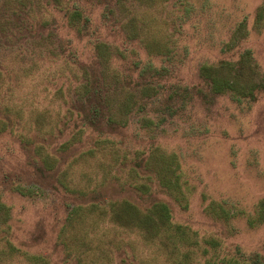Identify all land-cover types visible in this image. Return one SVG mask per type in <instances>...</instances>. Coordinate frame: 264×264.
<instances>
[{
  "label": "rangeland",
  "instance_id": "1",
  "mask_svg": "<svg viewBox=\"0 0 264 264\" xmlns=\"http://www.w3.org/2000/svg\"><path fill=\"white\" fill-rule=\"evenodd\" d=\"M117 2L0 0V126L26 124L19 137L0 134V197L10 208L7 232H2L0 217V236L7 241L1 238L0 250L8 253L0 255V264H181L188 251L191 263L212 261L215 255L221 261L245 255L247 264L255 255L264 257V223L259 222L264 206V89L255 91L256 99L241 102L233 98L234 91L212 95L200 72L223 61L240 62L241 75L232 71L240 78V92L264 85V0ZM68 8L81 10L90 19L89 28L70 21ZM98 42L105 43V59H112L107 80H112L110 74L119 77L115 103L132 97L130 115L141 113L113 131L75 126L73 119L64 126L72 87L83 83L90 69L104 71L108 64L95 51ZM74 51L76 64L69 58ZM139 60L168 71L161 80L148 79L160 90L146 98L145 109L140 86L131 82L137 74L129 69ZM62 82L64 93L56 95ZM171 88L179 93L170 101ZM168 106L172 109L165 111ZM17 109L23 110L24 120L13 117ZM35 109L37 114L26 118ZM44 113L48 121L37 134L35 125ZM104 128L110 141L87 154L95 143L92 137ZM74 132V145L63 147L55 158V149ZM36 143L42 145L40 156L32 151ZM75 144L85 149L80 151V145L74 151ZM40 158L52 160L55 170H71L69 185L75 192L66 193L55 170L37 167L34 160L41 165ZM167 158L168 180L178 177L182 184L174 196L157 189L151 174L139 173L146 169L160 179L158 163ZM132 167L139 171L136 177ZM33 184L39 189L30 195L15 189ZM149 186V194L137 192H147ZM90 201H106V213L76 215L70 245L76 232L86 239L74 241V249H63L58 235L67 207ZM155 201L167 203L171 221L186 229L179 250L173 244L171 252L165 250L159 236L149 240L138 225L115 218L123 202L145 210ZM25 253L32 257H22Z\"/></svg>",
  "mask_w": 264,
  "mask_h": 264
},
{
  "label": "trees",
  "instance_id": "2",
  "mask_svg": "<svg viewBox=\"0 0 264 264\" xmlns=\"http://www.w3.org/2000/svg\"><path fill=\"white\" fill-rule=\"evenodd\" d=\"M102 1H104V3H107L109 5H110V2H113V0H102ZM117 1L119 2L121 0H117ZM109 10L111 11V9ZM65 12H66L67 17H70V21H72L73 23L81 22L84 29H88L89 26L91 25L90 19L85 17L83 13L81 12V10L77 8H70V9L68 8V10H66ZM104 15L107 16V13ZM42 28H47V27L43 26ZM129 40L131 41L135 39H129ZM104 44L105 43L103 42H98L95 47V51L97 52V54L99 53L102 55L100 58V61L102 64L106 60L105 59L106 53L103 52V48L105 47ZM247 52L249 53L250 58H251V52L250 51H247ZM47 53L51 55L54 53V51L50 50L49 52L47 51ZM69 58L70 59L73 58L71 59L75 61L73 64L79 63V61L77 60V54L75 51L70 55ZM110 59L111 58H109L108 56V59L106 60V63L108 62L107 66L103 65L104 71L101 69L98 71L94 69H90V73H88L87 75L84 74L85 81L81 83L80 85H77L76 87H72L71 89L72 95L69 92L68 96L66 97L68 99L66 103L70 102L69 104L71 105H68L66 107L67 108L66 112L63 114L64 118L67 120L64 126L69 125L71 120L73 119L75 126L76 124L78 125L79 123H83L84 125L87 124V125L94 126L97 128L98 127L99 128H102V127L109 128L108 130L113 131V130L123 127L126 121L128 122L129 118L135 119L139 116V114L141 113L140 110H138L137 113L136 112L134 113L135 117L133 116V114L130 115L131 113L134 112V110H131L133 109L132 97L130 100L128 99L126 101L123 100V102L120 103L119 105L115 103V95H117V92L119 90V87H117L119 85V81H118L119 77L116 75L112 76L110 74V76L112 77V80L111 81L107 80L108 73L106 71L110 73L109 71L110 66H111L109 64ZM237 65L238 67L236 68ZM129 69L134 74H137L135 77V80H133V77H132L133 75L131 76L132 77L131 82L132 83L134 82L133 84H135L136 87L140 86L141 88L140 95L143 97L141 107L145 109L147 108V105H148V102H146V98L150 99L152 94L155 93L156 90H160L159 84H157L155 81L148 82V79L161 80L163 77H165V75H167L168 71L166 70V68L157 69V68H153L151 65L148 66V64L143 65V63L140 60L132 63ZM233 69L237 73H239V75H241L242 66L240 62H238L237 64H234L231 62L223 61L217 66L203 67L202 70L200 71L202 75L201 77L204 79L205 86L208 89V91L211 92L212 95H223L227 91H234L235 94H233V98L239 102H241L245 98H250L251 100L256 99L255 91L264 89V85L261 84V85L255 86L254 88H252L251 91H247L248 93L240 92L239 91L241 88L240 78L237 75H234L232 73ZM148 73H151L149 77L146 75ZM63 84L64 83L62 82L59 89L56 91V95H59V93H64L62 91ZM128 84H131V83L129 82ZM171 90L173 94L169 95L170 101L173 100L174 98L177 99V96L179 93V90L178 91L173 90V88H171ZM159 94H162V92L160 91ZM154 101L155 100L151 102H154ZM4 108H6V106H4ZM171 109L172 107L168 106L165 109V111L171 110ZM17 110H19L17 111V114H15L14 111L12 112L13 117L18 118L21 121L24 120L22 118V115L24 116L23 110L22 109H17ZM37 112H38V109L32 110L29 116H27L26 118H32L33 116L37 114ZM47 121H48V117L46 116V113H44L41 117V121L38 120L36 122L35 130L37 134L41 133V131L44 129L43 124ZM83 124L82 126L84 127ZM25 127H26V124H22V123L16 124L12 121L7 122V124H3L2 126H0V134L5 131H9L11 134H14L19 137V135L24 134V133H20V131L25 129ZM105 128L104 130L100 129L99 131L98 130L96 131L97 133L94 134V136L92 137V141H91V143L92 142H95V143L92 146V148L88 150L87 154L93 155V152L95 149L99 148V146L102 145L103 143L110 141L109 139H107L110 136L105 135L106 134ZM80 131L84 132L82 128L80 129ZM59 133L60 135H62L63 130L61 129ZM77 135L78 133L74 132L67 139L69 140L68 142L60 144V146L55 149L56 156L54 155V157L56 158L57 157L56 152L63 151L64 150L63 147H66V145L69 147L73 146ZM80 140H83L82 135H81ZM80 145L82 146V144ZM80 145L76 146L75 144L74 151H75V148L77 151L78 149L77 147H79ZM34 146H35L34 150L32 149V151L36 154V156H40V154H42V145L40 143H36L34 144ZM83 149H85L84 146H82L79 150L82 151ZM152 154L153 153H151V155ZM149 157L150 155L147 158ZM41 161L43 164L40 165V164H37L36 161L34 160L37 167L41 166V169L47 170V171L55 170L54 163L52 160L49 161L47 158H42ZM158 164L161 169L160 179H158L153 172L148 171L146 169L144 171L139 172L136 169V167H132V173L134 174L135 177L137 176V172L141 174H151L153 177L151 183H156L157 189L163 191L164 193L169 194L170 196H174L175 193H178V191L182 190V184L180 183L178 177L174 181L168 180V177H170V172L168 169L171 168L169 167L170 163H169L168 158L164 161H161ZM59 168L60 166H58L57 169L55 170L59 174V177L57 178L59 185L67 191L66 193L75 192V190L69 185L71 181H69L68 179V173L71 170L64 169V172H63V171H60ZM162 173L165 175L162 176ZM35 188L39 189V187H37L35 184L31 185L28 188L17 186L15 189L21 195L25 196L26 194L30 195L31 193L36 192ZM137 192L138 193L141 192L143 194H147V193L149 194L150 186L147 192L146 190H143L140 188ZM183 194L185 195L184 191H183ZM105 205H106V201L100 204H95L92 201H90L87 204L80 203L75 206L69 205L66 209L67 216L65 218V223L63 227L60 229V232L58 235V240H59L58 244L61 245L63 249H66V250L67 248L68 250L71 248L74 249V241L75 243L78 244L80 240L86 239V235L80 236L81 238H78V233L76 232L73 235H71L72 245H70V238H69L70 230L73 228L74 221L78 219L75 217H77L78 215H81L78 217L82 218L84 216L83 214L86 212H89L91 214H94V213L105 214L106 213ZM116 206H118L117 203H116ZM211 209L213 210L214 208H211ZM114 210H116V207L114 208ZM119 210L120 211L116 213L115 215L116 219L122 220V222H125V223L130 222V223L138 225L141 230H143L145 233L146 232L148 233L149 240H150V237H151V240H154L155 237L159 236L158 238H161V245H162L161 247H163V249L165 250L170 249L171 244L176 245L175 249L179 250L182 247V245H178V244L182 242L184 243V241L186 240V237L184 238V236H186V229L182 228L180 225H174V223L171 221L172 219L171 208L169 207L167 203L163 201H155L145 210H140L134 204H131L129 202L127 203L123 202L119 206ZM9 216H10V208H8L6 204L2 202L1 197H0V217H2L3 223H4L2 232H7L6 223H7ZM259 222L264 223V206L261 209ZM97 223L99 222H96V226H98ZM72 233L73 232H71V234ZM162 233L165 235L162 236ZM151 235H154L155 237H152ZM1 238H4V236H0V243H1ZM65 239H67L68 241L67 244L65 242ZM192 244L199 246V244L195 242H190L189 246ZM13 245H9L11 253H13L15 250ZM81 252L82 254H84V252L86 251H84L83 249ZM170 252H171V249H170ZM201 252H202V255L204 256L206 255L208 250L205 247V248H202ZM6 254H8L6 251L0 250L1 256L6 255ZM22 257L29 259L32 256H29L27 253H25L24 255H22ZM240 257L241 258H236L234 261H232V259L230 258L221 261L220 257H217V255H215L214 257H212V261L210 260L205 263H202V262L191 263L190 261H188L191 258V251H188L183 254L182 256L183 259L181 260V264H214L215 262H213V258H216V261L218 258L219 263L216 262L215 264H220V263L222 264H247L246 262H248V260L246 256L243 255ZM241 259H244V260H241ZM250 262L251 264H264V257L255 255L252 257V261Z\"/></svg>",
  "mask_w": 264,
  "mask_h": 264
}]
</instances>
